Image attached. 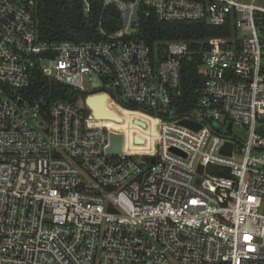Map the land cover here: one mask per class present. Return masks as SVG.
<instances>
[{
    "label": "built area",
    "instance_id": "built-area-1",
    "mask_svg": "<svg viewBox=\"0 0 264 264\" xmlns=\"http://www.w3.org/2000/svg\"><path fill=\"white\" fill-rule=\"evenodd\" d=\"M101 1L122 23L107 39L45 41L37 0H0V264H264V0ZM140 15L229 22L197 41L188 111L193 51L137 37ZM34 69L78 98L31 92ZM93 73L98 89L84 84ZM99 93L154 119L151 149L107 152L110 130L87 104Z\"/></svg>",
    "mask_w": 264,
    "mask_h": 264
},
{
    "label": "trees",
    "instance_id": "trees-1",
    "mask_svg": "<svg viewBox=\"0 0 264 264\" xmlns=\"http://www.w3.org/2000/svg\"><path fill=\"white\" fill-rule=\"evenodd\" d=\"M90 9L85 11L84 0H37L36 14L39 36L45 41L62 40H105L122 25L119 12L114 5H104L101 0H88ZM230 34V24L214 26L206 21H169L162 22L152 17L140 15L137 37L146 40L151 46L156 41H186L193 51L182 60L181 94L179 111L185 112L194 107L197 100V89L202 83L198 68L201 56L195 52L206 39ZM202 41V44L197 43ZM205 45V44H204ZM31 92L44 94L48 101L64 99L75 101L79 93L73 88L54 82L44 77L38 69L31 76ZM85 96V94H84ZM138 118V117H136ZM128 118L123 123H103L110 132L122 136L120 150L115 152L149 150L152 147L150 129H139L137 120ZM259 131L264 135V127ZM135 140L138 144L132 143ZM148 140V144L140 145Z\"/></svg>",
    "mask_w": 264,
    "mask_h": 264
},
{
    "label": "rangeland",
    "instance_id": "rangeland-1",
    "mask_svg": "<svg viewBox=\"0 0 264 264\" xmlns=\"http://www.w3.org/2000/svg\"><path fill=\"white\" fill-rule=\"evenodd\" d=\"M238 20H239V16H238ZM237 34L240 37L244 36V34H242V32H241V27L239 25V22L237 24ZM83 78H84V84L86 86H88L89 88L98 89L101 87V79L98 75L93 73L91 75V79H89V76L87 74H85ZM83 97H84V94L81 93V99H83ZM99 98H100V100L103 101L106 99V95L99 96ZM108 106L111 109H115V110L127 115L128 118H130L132 120L131 122H133L134 119H136L137 120V127L139 129H150L152 131L154 130L155 121H154V119L150 118L148 115H145L141 112L126 110L123 107L118 106L117 104H115L111 100H108ZM136 117H138V118H136ZM95 123L103 125V123H105V122L96 118ZM234 134H236V136L238 138L243 139V135L240 133V130L234 129Z\"/></svg>",
    "mask_w": 264,
    "mask_h": 264
},
{
    "label": "water",
    "instance_id": "water-1",
    "mask_svg": "<svg viewBox=\"0 0 264 264\" xmlns=\"http://www.w3.org/2000/svg\"><path fill=\"white\" fill-rule=\"evenodd\" d=\"M102 95H105V94L104 93L91 94V95H89L87 97V104H88V106L91 107L92 112H93L94 115H95V113L97 115H105V114L111 113L102 104H101L100 108L97 107L96 110H94L92 104H90L89 99H92V98H95V97H99V96H102ZM181 122L183 124H185V125H188V126H191V127H194V128H198V126H199L198 124H194L192 121H189L187 119H184ZM229 130H230V127H229ZM121 139H122V136H121L120 133L109 132V145L107 147V152H109V153H119V152H115V151L120 150ZM231 149H232V143L231 142H225V144L221 147V152H223L225 154H231ZM152 159H153V157H152ZM202 168H203L202 165L198 166L199 172L202 171Z\"/></svg>",
    "mask_w": 264,
    "mask_h": 264
},
{
    "label": "bare ground",
    "instance_id": "bare-ground-1",
    "mask_svg": "<svg viewBox=\"0 0 264 264\" xmlns=\"http://www.w3.org/2000/svg\"><path fill=\"white\" fill-rule=\"evenodd\" d=\"M90 101V104H92L94 110L97 109V107L100 108L101 104L104 105V107L111 113H108V114H105V115H97L95 113V116L97 119L101 120V121H104V122H111V123H123L125 122L127 119H128V116L115 110V109H111L109 106H108V98L106 96V99L105 100H100L99 97H95V98H92V99H89ZM112 101V100H111ZM115 103V102H114ZM117 104V103H115ZM118 105V104H117ZM120 106V105H118ZM121 107V106H120ZM120 153V152H119Z\"/></svg>",
    "mask_w": 264,
    "mask_h": 264
}]
</instances>
